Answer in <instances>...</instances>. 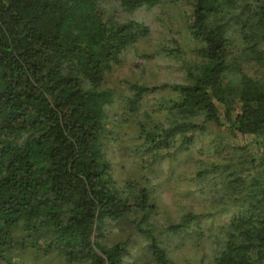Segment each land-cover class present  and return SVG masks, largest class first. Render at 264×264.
Segmentation results:
<instances>
[{
	"label": "trees",
	"instance_id": "16d2710c",
	"mask_svg": "<svg viewBox=\"0 0 264 264\" xmlns=\"http://www.w3.org/2000/svg\"><path fill=\"white\" fill-rule=\"evenodd\" d=\"M165 4L182 28L146 18ZM140 47L171 63L166 80L115 77ZM205 142L222 155L195 181L233 214L194 207L159 230L160 163ZM119 149L148 174L119 182ZM120 223L139 249L108 241ZM206 230L210 264H264V0H0V264H192L162 236Z\"/></svg>",
	"mask_w": 264,
	"mask_h": 264
},
{
	"label": "rangeland",
	"instance_id": "374dc122",
	"mask_svg": "<svg viewBox=\"0 0 264 264\" xmlns=\"http://www.w3.org/2000/svg\"><path fill=\"white\" fill-rule=\"evenodd\" d=\"M183 10L184 6L182 4H165L148 11L146 18L152 19L155 24L158 25L160 24L159 21L156 23L155 20H157L158 16H161L163 20L169 23L173 21V25H175L174 28H182L183 22L180 14H182ZM148 51H150L148 47L143 49L140 47L136 51L134 48L129 49V53L126 55L124 63L119 67L115 77H117V75L128 78L143 77L144 80L150 84L166 80L167 71H169L171 63L166 58L160 56L153 57L147 61L142 60L139 53L143 55ZM236 141L240 143H252L255 148L258 146L257 143L254 142L255 138L253 136L249 137L247 140L238 137ZM206 144V142L205 144L201 143L196 151L194 150L187 155L177 156L170 162L166 160L164 163H160L162 167L160 171L156 172L158 177L155 181V191L151 195L157 206V210L154 211V218L159 230H163L164 227L176 222L190 208L194 210V207L197 212H207L206 214H210V216L208 215L209 217L204 220L205 223H225L229 221L231 214H233L231 210L223 209L221 206L211 207L208 194L201 195L200 188L197 186V183L201 184V182H197V179L195 181L197 171L201 168L197 160L204 159L206 165L207 162L218 160L222 155ZM225 154L226 151L223 155ZM129 155L132 154L130 153ZM129 155L119 149L117 157L114 159L116 165L115 173L119 182L131 177L144 178V176L148 174V170L146 171V169H143L140 165V159L134 156L128 157ZM214 176L216 175H209L206 182L213 180ZM208 235H210V233L206 230L205 236L203 235L204 237H197L194 235L188 239H183L178 236H168L171 237V239H168L166 235H163L162 239L164 246L169 251V255L175 261L192 264H210L214 256L217 255L219 248L216 247L214 242L215 238ZM108 236V241L110 242L125 239L129 236L131 239V248H133V250L139 249L144 242L142 241L143 238L141 235L137 234V230L129 227L126 223L114 225V227L110 229V234ZM138 263L147 264L148 262L142 258ZM41 264H43V262ZM46 264L63 263L58 260V258H55V256H51L50 259L46 261Z\"/></svg>",
	"mask_w": 264,
	"mask_h": 264
}]
</instances>
